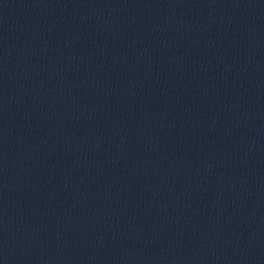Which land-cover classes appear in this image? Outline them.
Masks as SVG:
<instances>
[{
  "label": "water",
  "instance_id": "1",
  "mask_svg": "<svg viewBox=\"0 0 264 264\" xmlns=\"http://www.w3.org/2000/svg\"><path fill=\"white\" fill-rule=\"evenodd\" d=\"M0 264H264V0H0Z\"/></svg>",
  "mask_w": 264,
  "mask_h": 264
}]
</instances>
